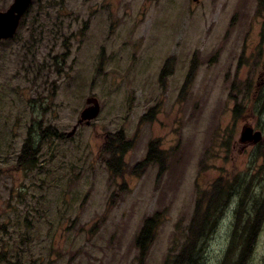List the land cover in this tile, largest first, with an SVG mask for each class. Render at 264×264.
<instances>
[{
  "label": "rangeland",
  "instance_id": "obj_1",
  "mask_svg": "<svg viewBox=\"0 0 264 264\" xmlns=\"http://www.w3.org/2000/svg\"><path fill=\"white\" fill-rule=\"evenodd\" d=\"M262 14L259 0H33L0 42V264H171L220 179L233 194L198 264H222L264 203ZM89 98L98 114L80 124ZM46 128L63 139L40 141ZM244 128L261 140L241 143ZM119 131L132 147L114 176L102 147ZM151 142L163 166L133 174ZM155 214L141 258L135 239ZM248 264H264V212Z\"/></svg>",
  "mask_w": 264,
  "mask_h": 264
},
{
  "label": "trees",
  "instance_id": "obj_2",
  "mask_svg": "<svg viewBox=\"0 0 264 264\" xmlns=\"http://www.w3.org/2000/svg\"><path fill=\"white\" fill-rule=\"evenodd\" d=\"M259 6L262 8L263 25L261 31V41L264 43V0H259ZM29 11V10H28ZM194 67L190 69V74L186 78V82L190 81V77ZM165 73V68L161 72V76ZM185 86V85H184ZM240 110L235 107L233 110L236 115ZM150 114V113H149ZM150 115H148L149 117ZM38 138L41 141L48 140L50 137L55 139H63V135L58 133L54 129L46 128L44 130L39 129L37 131ZM132 147V142L125 139L122 131L114 135H109L102 147L103 154L108 155L107 168L108 171L118 176L127 170V164L124 161V154ZM38 153V148L35 147V140L33 135L29 134L22 146V151L18 157V165L26 168L34 166L35 156ZM164 153L157 149L156 143L151 142L148 147L146 157L132 168V173L142 172L144 168H147L149 164L159 163L160 166L164 164ZM162 172V168H160ZM232 184L226 182L225 184L220 180L215 181L211 187L202 192L196 201L195 210L191 222L187 229V236L184 244L178 254L173 257L171 264H198V250L199 244L208 237L215 227L217 212H221L229 198L232 196ZM261 207V208H260ZM257 209L255 218L247 221L246 226H242V232L238 234L235 231L232 232L231 245L225 254L222 264H248L250 259L251 250L254 246L258 227L260 225V219L264 212V203ZM158 214L147 218L143 226L138 233L135 244L139 251L141 258L147 254L151 243L154 240L155 231L158 227L159 219ZM236 227V224L234 225ZM238 229V228H237ZM233 245V246H232ZM238 246L233 251L234 246ZM238 252L235 259L231 258L234 252Z\"/></svg>",
  "mask_w": 264,
  "mask_h": 264
},
{
  "label": "water",
  "instance_id": "obj_3",
  "mask_svg": "<svg viewBox=\"0 0 264 264\" xmlns=\"http://www.w3.org/2000/svg\"><path fill=\"white\" fill-rule=\"evenodd\" d=\"M196 1L197 0H193V2ZM31 3L32 0H13L6 11L0 12V42L15 36L20 21L26 14ZM86 104L88 107L80 114V124L83 122L89 124L98 114L99 104L95 98L87 99ZM260 140V132H255V134H253L251 128H244L241 133V143L252 142L256 144Z\"/></svg>",
  "mask_w": 264,
  "mask_h": 264
},
{
  "label": "flooded vegetation",
  "instance_id": "obj_4",
  "mask_svg": "<svg viewBox=\"0 0 264 264\" xmlns=\"http://www.w3.org/2000/svg\"><path fill=\"white\" fill-rule=\"evenodd\" d=\"M32 5H33V0H32V3H31V5H30V7H29V9H28V10H30V9H31ZM27 12H28V11H27ZM24 16H25V15H24Z\"/></svg>",
  "mask_w": 264,
  "mask_h": 264
}]
</instances>
